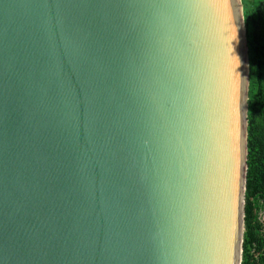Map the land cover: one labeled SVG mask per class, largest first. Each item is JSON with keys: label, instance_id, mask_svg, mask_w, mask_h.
I'll use <instances>...</instances> for the list:
<instances>
[{"label": "water", "instance_id": "1", "mask_svg": "<svg viewBox=\"0 0 264 264\" xmlns=\"http://www.w3.org/2000/svg\"><path fill=\"white\" fill-rule=\"evenodd\" d=\"M240 0H0V264H240Z\"/></svg>", "mask_w": 264, "mask_h": 264}, {"label": "trees", "instance_id": "2", "mask_svg": "<svg viewBox=\"0 0 264 264\" xmlns=\"http://www.w3.org/2000/svg\"><path fill=\"white\" fill-rule=\"evenodd\" d=\"M248 85L246 172L240 264H264V0H240Z\"/></svg>", "mask_w": 264, "mask_h": 264}, {"label": "rangeland", "instance_id": "3", "mask_svg": "<svg viewBox=\"0 0 264 264\" xmlns=\"http://www.w3.org/2000/svg\"><path fill=\"white\" fill-rule=\"evenodd\" d=\"M259 217H260L261 220H264V211H261L259 213Z\"/></svg>", "mask_w": 264, "mask_h": 264}]
</instances>
